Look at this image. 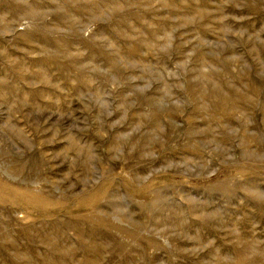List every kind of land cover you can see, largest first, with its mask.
<instances>
[{"label":"rangeland","instance_id":"obj_1","mask_svg":"<svg viewBox=\"0 0 264 264\" xmlns=\"http://www.w3.org/2000/svg\"><path fill=\"white\" fill-rule=\"evenodd\" d=\"M40 1L0 0V190L45 210L0 200V264H264V150L218 106L264 89V0H50L46 30L4 8Z\"/></svg>","mask_w":264,"mask_h":264},{"label":"bare ground","instance_id":"obj_2","mask_svg":"<svg viewBox=\"0 0 264 264\" xmlns=\"http://www.w3.org/2000/svg\"><path fill=\"white\" fill-rule=\"evenodd\" d=\"M71 2L74 7H72L71 13H82L83 16H89L94 17L96 13L94 12L97 10L93 7L90 0H64ZM116 1V0H115ZM53 4L50 0H41L40 2H35L31 5H19L17 4L15 6H5V9L15 10L22 9L24 10L25 14L23 15V18H27L28 20L34 21V23L37 24L38 30H46L47 29V16H49L47 13H45V9L52 7ZM17 11V10H15ZM14 11V12H15ZM47 12V11H46ZM14 14V13H13ZM15 16V14H14ZM54 19H57L59 23H65L63 20H67V17L63 13H55L53 15ZM76 26V23L74 21L68 22V25ZM34 31L32 33H27L28 37L32 36ZM253 82V81H252ZM254 83V82H253ZM254 96V97H253ZM261 97L264 101V89H261L257 87L254 83V87L251 88L250 93L246 94H240V95H234L229 97H223L219 101V110L222 114H227L229 118L231 117H237L238 121V129H239V139H240V148L244 150L245 152H248V149L251 151V145L256 144L259 146L260 151L264 150V140H260L259 143L256 139L253 137H250L248 128L250 129V126L246 121L249 119V111L254 110L253 105H255L254 101L251 100L250 97ZM261 112L259 113V120L261 123V126L264 129V104H261ZM199 115L209 118V121L212 122V118L216 117L215 108L213 105L209 106L208 110H202L197 112ZM249 158V157H248ZM257 164L251 165L252 169L256 168ZM4 196H7L6 193L1 192L0 190V200L4 203V206L7 207L9 211H13L16 207H25L26 209L33 211L36 216H42L45 213L44 206L41 203H38L37 199L35 197L26 196L25 194H20L17 191H11L9 193L10 199H5ZM157 203V202H156ZM28 218V217H26ZM31 228L30 226H26L23 229V234L26 236H30ZM239 239V238H238ZM242 239V238H240ZM134 243L136 244V247L128 248L127 246L121 245L122 249H125V252H134L137 251V248L139 249L142 247L143 241L138 237L135 236L132 238ZM229 241V240H227ZM231 240L229 241V243ZM147 245L149 248H156L158 244L153 240H148ZM237 257L239 258V261H237L234 264H252V260L249 257V253L247 250H241L237 252ZM55 259H58L59 261H64V255L60 254L58 257H55ZM218 264H223L217 261ZM53 264V262H52ZM57 264H61L58 263ZM134 264H136L134 262Z\"/></svg>","mask_w":264,"mask_h":264}]
</instances>
